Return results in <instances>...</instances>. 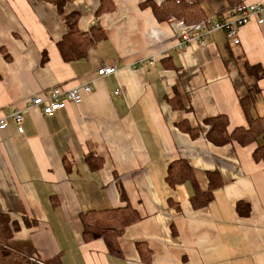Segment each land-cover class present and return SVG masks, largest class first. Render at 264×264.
<instances>
[{
  "label": "crops",
  "instance_id": "0c3cea01",
  "mask_svg": "<svg viewBox=\"0 0 264 264\" xmlns=\"http://www.w3.org/2000/svg\"><path fill=\"white\" fill-rule=\"evenodd\" d=\"M102 1L67 0L59 11L47 0H0V118L23 116V133L10 119L0 131V213L16 228L9 248L51 264H264V149L253 156L264 135L245 146L205 138V120L218 116L228 132L247 128L240 100L251 89L250 114L264 116V77L254 83L244 67L264 73V23L241 27L238 45L215 31L179 46L174 18L159 22L150 5L164 0H108L112 10L97 14ZM240 3L264 0L200 1L212 20H232ZM71 13L81 33L100 34L65 62L57 44ZM103 66L116 73L98 77ZM85 84L92 90L79 105L51 117L29 108L34 96ZM179 160L201 192L216 174L207 206L191 205V181L167 180ZM126 204L139 222L119 237L121 256L82 241L80 213Z\"/></svg>",
  "mask_w": 264,
  "mask_h": 264
},
{
  "label": "trees",
  "instance_id": "16d2710c",
  "mask_svg": "<svg viewBox=\"0 0 264 264\" xmlns=\"http://www.w3.org/2000/svg\"><path fill=\"white\" fill-rule=\"evenodd\" d=\"M54 4L59 11L62 10L67 0H47ZM108 0H103L97 10V14L112 10L106 9ZM201 0L177 1L164 0L160 5L150 4L153 14L159 22H166L171 18L181 20L187 25H193L201 20L206 19L204 10L200 4ZM113 6V5H112ZM78 13H71L64 16V22L67 26V33L57 44L63 61L69 62L71 59H78L86 54L87 49L94 42L93 35L100 34V31L92 29L91 32L81 33L78 30ZM91 34V35H90ZM247 74L253 78L254 83L264 77L263 70L259 66H250L244 63ZM252 90V89H251ZM249 90L246 96L240 100V105L247 119V128L239 127L232 132L227 131L228 120L225 116H218L205 120V124L209 126L205 138L214 146L220 147L236 142L241 146H245L255 141L258 135H264V116L253 117L250 114L251 108L254 106L256 97L254 92ZM187 133L192 137L197 136L196 130L188 128ZM264 145L258 146L253 156L257 160L260 157ZM88 156L87 160L90 161ZM216 174H208L209 189L205 192L199 191L190 166L182 160L170 163L167 171V180L170 184L181 181H191L194 187V193L190 199V203L194 208H202L212 200L213 190L216 187ZM242 204H238V207ZM82 225V241L89 243L95 240H102L110 255L121 256L118 245V239L125 230L137 222L139 217L137 212L126 204L122 208L89 210L79 215ZM16 231V228L10 223L7 214L0 213V264H51L43 263L37 259L16 252L9 248L8 241ZM136 251L139 254L142 263H149L152 259L151 251L147 246L141 243L136 244Z\"/></svg>",
  "mask_w": 264,
  "mask_h": 264
},
{
  "label": "built area",
  "instance_id": "2783aa9c",
  "mask_svg": "<svg viewBox=\"0 0 264 264\" xmlns=\"http://www.w3.org/2000/svg\"><path fill=\"white\" fill-rule=\"evenodd\" d=\"M236 17L232 20L206 19L193 25H187L181 20L172 19L176 28L179 46H187L193 41L202 42L205 35L215 31H223L229 42L238 45V32L241 27L249 23L252 18H256L258 24L264 23V3L236 5L232 11ZM116 73L113 66H103L98 68L96 74L103 78ZM92 90L91 84H85L82 87H75L70 90L54 88L48 94L43 96H34L29 100V108L39 109L43 116L51 117L56 112L64 110L68 104L79 105L82 102L83 94H88ZM8 119L16 126L19 133H23L22 112L16 111L8 118H0V131L8 128Z\"/></svg>",
  "mask_w": 264,
  "mask_h": 264
},
{
  "label": "rangeland",
  "instance_id": "374dc122",
  "mask_svg": "<svg viewBox=\"0 0 264 264\" xmlns=\"http://www.w3.org/2000/svg\"><path fill=\"white\" fill-rule=\"evenodd\" d=\"M261 141H262V139H261ZM259 142H260V139H259Z\"/></svg>",
  "mask_w": 264,
  "mask_h": 264
}]
</instances>
